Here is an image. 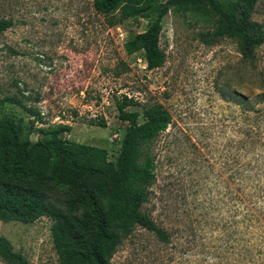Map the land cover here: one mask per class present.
I'll list each match as a JSON object with an SVG mask.
<instances>
[{
	"label": "rangeland",
	"instance_id": "rangeland-1",
	"mask_svg": "<svg viewBox=\"0 0 264 264\" xmlns=\"http://www.w3.org/2000/svg\"><path fill=\"white\" fill-rule=\"evenodd\" d=\"M0 19L11 21L0 33V101L20 103H4L0 116L27 120L30 108L40 115L37 127L67 124L64 138L104 148L112 162L126 125L117 97L139 103L126 108L140 114L138 123L145 103H161L171 116L150 145L156 180L142 206L169 242L136 227L113 264H264V199L253 189L264 184V102L254 105L264 93V45L248 62L232 41L170 11L159 35L164 63L147 70L141 53L126 55L123 43L152 15L109 27L92 0H0ZM253 20L264 27V0ZM49 227L44 217L0 221V238L30 264H59Z\"/></svg>",
	"mask_w": 264,
	"mask_h": 264
},
{
	"label": "trees",
	"instance_id": "trees-1",
	"mask_svg": "<svg viewBox=\"0 0 264 264\" xmlns=\"http://www.w3.org/2000/svg\"><path fill=\"white\" fill-rule=\"evenodd\" d=\"M258 1L92 0V8L109 27L154 16L146 29L123 43L126 55L141 53L145 68L153 70L165 60L159 35L170 11L201 23L212 38L232 41L246 61L254 62L255 50L264 45V27L253 20ZM10 26V20L0 19V33ZM262 97L264 93L257 94L254 105L264 102ZM4 103L20 104L15 99L1 100V112ZM138 104L125 95L115 100L118 120L126 124L115 162L104 148L64 138L71 129L67 124L37 127L40 115L30 108H25L27 120L12 112L1 113L0 221L30 224L41 217L49 220L59 264H113V255L136 227L162 244L168 243L167 234L142 206L156 180L150 145L166 129L171 116L161 103H145L141 105L143 121L138 123L140 114L126 110ZM238 104L243 106V102ZM87 122L105 127L102 119ZM33 135L35 141L30 139ZM244 175L245 170L240 171L237 178ZM241 186L239 183L238 190L243 193ZM253 189L264 199V184H255ZM242 193L236 205L243 204ZM261 215L264 220V213ZM0 259L5 264H30L5 238H0Z\"/></svg>",
	"mask_w": 264,
	"mask_h": 264
}]
</instances>
